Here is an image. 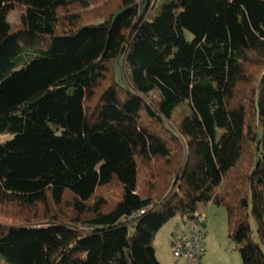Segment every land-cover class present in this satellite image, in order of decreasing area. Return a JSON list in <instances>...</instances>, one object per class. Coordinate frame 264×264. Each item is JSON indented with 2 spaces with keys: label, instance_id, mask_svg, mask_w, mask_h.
<instances>
[{
  "label": "trees",
  "instance_id": "1",
  "mask_svg": "<svg viewBox=\"0 0 264 264\" xmlns=\"http://www.w3.org/2000/svg\"><path fill=\"white\" fill-rule=\"evenodd\" d=\"M89 1L0 0V259L160 264L213 204L264 264V0Z\"/></svg>",
  "mask_w": 264,
  "mask_h": 264
},
{
  "label": "rangeland",
  "instance_id": "2",
  "mask_svg": "<svg viewBox=\"0 0 264 264\" xmlns=\"http://www.w3.org/2000/svg\"><path fill=\"white\" fill-rule=\"evenodd\" d=\"M105 0H93L83 4V9H76L79 15L82 17L83 22H91L95 17L94 14L102 15L110 13L111 10H99L104 6ZM114 1L111 0L110 6H113ZM109 6V7H110ZM23 9L20 7H14L12 12L8 15V23L13 28L20 26L21 14ZM93 16V17H92ZM187 39H190L189 35H186ZM119 78V76H117ZM155 99V96H152ZM184 106L175 113V120L178 119L181 110ZM171 126H175L172 124ZM170 126V128H172ZM173 129V128H172ZM12 139L10 135L0 136V144ZM180 140V138H178ZM180 143L184 145V142L180 140ZM117 196V193H115ZM113 196V195H112ZM110 196V197H112ZM113 196V197H116ZM204 215L207 219V231L206 237H204V254L201 259V264H241L239 253L236 250L235 244L228 238L226 213L223 207H216L213 204L204 205ZM65 208H62L64 210ZM202 213V212H200ZM203 214V213H202ZM18 209L0 204V224L5 226H14L24 223V219L17 218ZM32 222V221H29ZM36 222V221H34ZM176 224L171 220L168 222L156 235L153 242V248L156 250V256L159 257L161 264H176L177 261L173 258L169 241L171 239L170 233L176 228ZM251 229L254 233L255 225L251 221ZM0 264H5L0 259Z\"/></svg>",
  "mask_w": 264,
  "mask_h": 264
},
{
  "label": "built area",
  "instance_id": "3",
  "mask_svg": "<svg viewBox=\"0 0 264 264\" xmlns=\"http://www.w3.org/2000/svg\"><path fill=\"white\" fill-rule=\"evenodd\" d=\"M195 217L196 222L182 220L171 235L170 251L180 264H201L205 252L203 241L207 219L200 211Z\"/></svg>",
  "mask_w": 264,
  "mask_h": 264
},
{
  "label": "crops",
  "instance_id": "4",
  "mask_svg": "<svg viewBox=\"0 0 264 264\" xmlns=\"http://www.w3.org/2000/svg\"><path fill=\"white\" fill-rule=\"evenodd\" d=\"M199 211L202 212L203 215L205 214V213H204V207H203V206H200V207H199ZM204 216H205V215H204ZM205 218H206V217H205ZM207 226H208V223H207ZM207 226H206V230H205V237H206ZM172 233H173V231L170 233V237H171V234H172ZM155 254H156V250H155ZM156 258H157V260L159 261V263L161 264L159 257L156 256ZM176 264H180V263L177 262Z\"/></svg>",
  "mask_w": 264,
  "mask_h": 264
}]
</instances>
